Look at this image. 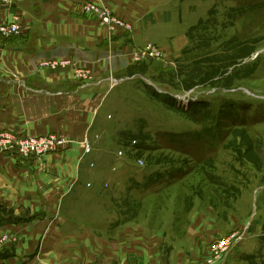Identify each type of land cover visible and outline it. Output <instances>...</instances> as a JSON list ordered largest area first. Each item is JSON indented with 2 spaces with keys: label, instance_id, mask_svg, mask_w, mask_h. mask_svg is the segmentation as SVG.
Here are the masks:
<instances>
[{
  "label": "rangeland",
  "instance_id": "374dc122",
  "mask_svg": "<svg viewBox=\"0 0 264 264\" xmlns=\"http://www.w3.org/2000/svg\"><path fill=\"white\" fill-rule=\"evenodd\" d=\"M81 1L62 5L86 14ZM97 2L129 28L102 27L109 52L101 66L48 58L26 72L0 64L12 78L61 68L64 76L46 78L104 87L100 100L61 102L69 115L52 105L86 120L88 132L59 135L67 147L90 144L79 179L93 190L55 210L88 222L86 231L53 251L40 244L37 264H264V0ZM14 21L23 31V18L6 24ZM117 34L127 54L114 48ZM20 135L34 134L0 124V141ZM12 193L0 189V207L23 219L51 211L24 200L2 206ZM10 240L19 241L14 229L0 232V249Z\"/></svg>",
  "mask_w": 264,
  "mask_h": 264
},
{
  "label": "crops",
  "instance_id": "0c3cea01",
  "mask_svg": "<svg viewBox=\"0 0 264 264\" xmlns=\"http://www.w3.org/2000/svg\"><path fill=\"white\" fill-rule=\"evenodd\" d=\"M63 3L64 0H20L13 5L0 3V24L15 15L24 20L23 31L19 36L5 38L0 33V64L13 62L18 64H15L16 68L20 67L21 71L26 69V72L36 62L48 58H73L85 65L101 66L109 52L102 45L103 40L108 42V33L103 32V26L95 16L66 9ZM114 38V48L120 50L121 54H127L130 46L123 44L125 36L119 37L117 34ZM116 59L119 57L116 56ZM72 68L70 66L69 70ZM65 71L61 68H43L41 72H29L13 78L5 70L0 71V124L20 133L34 135L51 132L72 135L75 127L88 132L85 118H74L72 121L63 116L74 110L70 106L63 107L61 102L100 100L104 87L98 84L96 88H82L80 82L71 78L62 88L64 85H56L46 78L64 76ZM3 77L7 78L5 82ZM107 81L111 87L113 84L110 79ZM55 103L63 107V114L54 111L52 105ZM79 107L75 108L81 109ZM78 113L83 112L78 110ZM50 121L56 124L49 125ZM82 152L80 145H71L48 155L42 163L36 158L22 159L16 153H0V189L10 188L15 192L11 197L1 199L2 206L19 200L51 206V211L45 215L39 217L38 214H31L27 219L11 213L5 206L0 207V232L14 229L19 238L18 242H6L0 249V264H37L38 259L32 254L40 244L44 250L53 251L66 236L86 231L88 222L55 211L61 205L64 207L66 202L76 199L74 196L77 192L89 194L93 190L79 179L80 166L88 157L82 156ZM95 157L90 156V160L98 161ZM43 165L53 171L50 173L46 168L47 172L41 174Z\"/></svg>",
  "mask_w": 264,
  "mask_h": 264
},
{
  "label": "built area",
  "instance_id": "2783aa9c",
  "mask_svg": "<svg viewBox=\"0 0 264 264\" xmlns=\"http://www.w3.org/2000/svg\"><path fill=\"white\" fill-rule=\"evenodd\" d=\"M19 1L20 0H0V2L10 5L11 3L15 4ZM83 9L86 13L94 15L99 20L100 24L108 29L110 34H115L119 25L123 26V28H128L126 27L127 22L125 20L116 16L109 7L100 2L86 1L83 3ZM15 18L19 19L21 17L15 15ZM21 31L22 27L17 21L12 22V24L4 23L0 26V32L4 35H16L21 33ZM150 47L154 48L155 52L159 51L155 44H150L147 48L148 51L151 49ZM68 142L70 141L65 136L59 135L55 132L42 135H20V137L16 138L8 136L0 141V153H16L22 159L37 158L39 156H47L61 151L63 148L67 147ZM79 145L83 149L82 156H85L91 151V146L86 140L79 143ZM120 155L121 152L118 156ZM92 165L94 166V163H92ZM143 165L144 162L139 163V166L143 167ZM115 168L116 166H114V170Z\"/></svg>",
  "mask_w": 264,
  "mask_h": 264
},
{
  "label": "trees",
  "instance_id": "16d2710c",
  "mask_svg": "<svg viewBox=\"0 0 264 264\" xmlns=\"http://www.w3.org/2000/svg\"><path fill=\"white\" fill-rule=\"evenodd\" d=\"M191 108L195 109V108H196V105H195V104H193V106H192ZM140 145H142V144H140Z\"/></svg>",
  "mask_w": 264,
  "mask_h": 264
}]
</instances>
